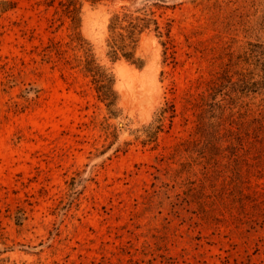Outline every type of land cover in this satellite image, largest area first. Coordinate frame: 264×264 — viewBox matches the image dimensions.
<instances>
[{"label": "rangeland", "instance_id": "374dc122", "mask_svg": "<svg viewBox=\"0 0 264 264\" xmlns=\"http://www.w3.org/2000/svg\"><path fill=\"white\" fill-rule=\"evenodd\" d=\"M12 3L0 264H264V0ZM70 4L115 77V116L70 45ZM136 10L169 31L166 57L142 36V69L106 57L111 15ZM165 104L175 115L148 141Z\"/></svg>", "mask_w": 264, "mask_h": 264}, {"label": "trees", "instance_id": "16d2710c", "mask_svg": "<svg viewBox=\"0 0 264 264\" xmlns=\"http://www.w3.org/2000/svg\"><path fill=\"white\" fill-rule=\"evenodd\" d=\"M93 1L91 0V2ZM11 9H13L12 0H0V16L2 13ZM67 9L70 27L73 31L70 35V45L82 53L81 59L79 60L82 66V72L87 77H90V82L97 99L105 105L110 115L115 116L117 114L116 104L118 101V94L115 90V77L104 65H101L95 59L91 47L77 32L79 20L74 4H70ZM152 15V13H141L140 10L134 12L122 11L111 15L107 26L108 36L106 39V57L110 62L113 63L123 60L137 69H142L146 61L138 55L139 45L142 36L150 32L155 34L159 44L163 47V53L166 57L169 31L163 33L157 20ZM164 37L166 38L165 40H163ZM174 115L175 112L170 105L165 104L163 107H158L155 115V123L146 129V139L149 141L156 134L162 132L165 121L173 118Z\"/></svg>", "mask_w": 264, "mask_h": 264}, {"label": "water", "instance_id": "95a60500", "mask_svg": "<svg viewBox=\"0 0 264 264\" xmlns=\"http://www.w3.org/2000/svg\"><path fill=\"white\" fill-rule=\"evenodd\" d=\"M151 1H153V0H151ZM156 1V0H155ZM157 1H164V0H157Z\"/></svg>", "mask_w": 264, "mask_h": 264}]
</instances>
